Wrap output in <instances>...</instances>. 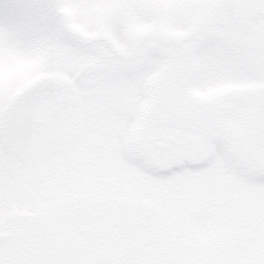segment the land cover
Returning <instances> with one entry per match:
<instances>
[{"label": "snow or ice", "instance_id": "6c2138e0", "mask_svg": "<svg viewBox=\"0 0 264 264\" xmlns=\"http://www.w3.org/2000/svg\"><path fill=\"white\" fill-rule=\"evenodd\" d=\"M25 117L0 264H264V0H0Z\"/></svg>", "mask_w": 264, "mask_h": 264}, {"label": "rangeland", "instance_id": "374dc122", "mask_svg": "<svg viewBox=\"0 0 264 264\" xmlns=\"http://www.w3.org/2000/svg\"><path fill=\"white\" fill-rule=\"evenodd\" d=\"M225 15H228V17L233 20L232 22H230V25H227L225 27H232L234 25V17L232 13L229 11L226 12ZM34 79L35 78L21 80L16 90L18 92H22L24 88L30 86L31 83L34 82ZM30 124V118L25 117L21 124L20 133L16 142L14 144H10L7 148L0 146V163L5 164L9 168H11L16 163L22 161L24 155L23 145L26 139L27 131L30 128Z\"/></svg>", "mask_w": 264, "mask_h": 264}, {"label": "flooded vegetation", "instance_id": "af4514ba", "mask_svg": "<svg viewBox=\"0 0 264 264\" xmlns=\"http://www.w3.org/2000/svg\"><path fill=\"white\" fill-rule=\"evenodd\" d=\"M225 20H229L228 17H224V21H225Z\"/></svg>", "mask_w": 264, "mask_h": 264}]
</instances>
